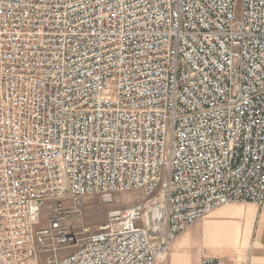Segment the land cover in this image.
<instances>
[{
  "label": "built area",
  "instance_id": "obj_1",
  "mask_svg": "<svg viewBox=\"0 0 264 264\" xmlns=\"http://www.w3.org/2000/svg\"><path fill=\"white\" fill-rule=\"evenodd\" d=\"M118 192L65 254L46 204ZM230 203H264V0H0V264H157Z\"/></svg>",
  "mask_w": 264,
  "mask_h": 264
},
{
  "label": "crops",
  "instance_id": "obj_2",
  "mask_svg": "<svg viewBox=\"0 0 264 264\" xmlns=\"http://www.w3.org/2000/svg\"><path fill=\"white\" fill-rule=\"evenodd\" d=\"M213 256L226 264H264V203H230L197 221L157 264H200Z\"/></svg>",
  "mask_w": 264,
  "mask_h": 264
},
{
  "label": "rangeland",
  "instance_id": "obj_3",
  "mask_svg": "<svg viewBox=\"0 0 264 264\" xmlns=\"http://www.w3.org/2000/svg\"><path fill=\"white\" fill-rule=\"evenodd\" d=\"M109 198L111 200H108ZM138 198L139 196L132 192H118L111 197L90 194L74 199L66 196L46 204L42 221H47L53 207H61L62 214L66 216L65 224L72 228V231L77 235L78 244H81L89 233L98 231L102 225L108 222L109 215L113 210L132 205Z\"/></svg>",
  "mask_w": 264,
  "mask_h": 264
},
{
  "label": "bare ground",
  "instance_id": "obj_4",
  "mask_svg": "<svg viewBox=\"0 0 264 264\" xmlns=\"http://www.w3.org/2000/svg\"><path fill=\"white\" fill-rule=\"evenodd\" d=\"M108 200H111L109 198ZM141 222L149 238H158L162 235V223H153L150 203H143L141 208ZM72 249V250H71ZM67 250H71L68 252ZM65 254H81L82 245L78 244L76 238H69L65 242Z\"/></svg>",
  "mask_w": 264,
  "mask_h": 264
}]
</instances>
